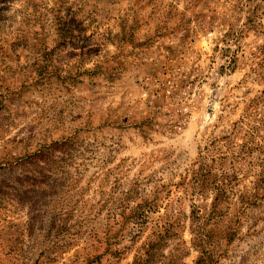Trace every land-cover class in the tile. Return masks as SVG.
<instances>
[{
  "label": "rangeland",
  "instance_id": "rangeland-1",
  "mask_svg": "<svg viewBox=\"0 0 264 264\" xmlns=\"http://www.w3.org/2000/svg\"><path fill=\"white\" fill-rule=\"evenodd\" d=\"M0 264H264V0H0Z\"/></svg>",
  "mask_w": 264,
  "mask_h": 264
}]
</instances>
